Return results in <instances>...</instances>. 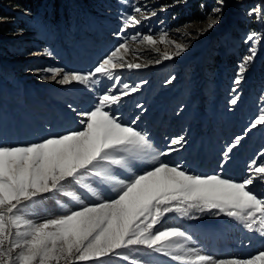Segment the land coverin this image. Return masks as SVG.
I'll return each instance as SVG.
<instances>
[{"label":"snow or ice","instance_id":"obj_1","mask_svg":"<svg viewBox=\"0 0 264 264\" xmlns=\"http://www.w3.org/2000/svg\"><path fill=\"white\" fill-rule=\"evenodd\" d=\"M216 4L200 35L222 19L224 0H216ZM128 8L130 11L120 16L119 30L113 33L124 42L87 71L37 70L38 75L44 73L42 80H47L50 73L51 80L60 85L76 83L97 92L90 109L77 113L80 128L50 131L46 137L27 144L0 143V264H99L109 256H122L127 261L124 250L140 248L147 250L146 255L163 253L179 264H264V251L247 259H214L209 254H197L194 248L185 247L192 237L187 229L182 230V224H165L166 214L189 219L199 214L224 215L264 235V198H258L250 188L257 179L264 182V162L252 159L250 174L241 181L223 175L228 163L224 157L230 156L257 126H264V107L241 135L225 145L220 172L196 173L185 162L162 159L182 148L186 137L173 136L158 151L150 133L138 127L140 116L126 119L118 107L122 98L147 83L140 80L131 86L123 82L122 76L114 75L120 69L147 66L125 59L130 51L126 33L157 14L153 11L142 15L147 5L139 3H128ZM159 10L165 11L166 7ZM248 16H256V22L264 24V0L250 9ZM166 35L160 37V43H168ZM138 38L139 32L131 36L132 40ZM142 41L152 46L158 43L152 34L143 35ZM258 41H264V32L252 30L245 35L243 43L250 47L237 65L235 84L240 83L247 65L254 60ZM171 43L175 51H165L156 64L179 57L189 46ZM104 78L113 82L99 91L97 86ZM230 103L235 105L237 100ZM136 107L143 111L142 105ZM69 108L77 111L72 105ZM258 156H264V149ZM61 193L74 202L71 207L65 206L64 214L43 218L42 222L26 218L27 209ZM144 264L149 262L145 260Z\"/></svg>","mask_w":264,"mask_h":264},{"label":"built area","instance_id":"obj_2","mask_svg":"<svg viewBox=\"0 0 264 264\" xmlns=\"http://www.w3.org/2000/svg\"><path fill=\"white\" fill-rule=\"evenodd\" d=\"M73 1L81 5L80 10H68L62 2L56 7L55 0H22L21 5L0 0L4 13L0 16V143L36 142L40 137L34 138L33 132L52 131V125L77 127L72 115L84 108L89 110L93 104L97 92H92L94 98H90L85 95L89 93L85 86H43L44 73H30L46 68L87 71L124 42L113 35L120 25L111 16L99 14L98 0H92L90 5L85 0ZM261 3L262 0H224L220 22L199 38H192V48L184 55L160 64V90H166L168 97L143 92L145 85L129 98H122L118 107L124 117L139 115L138 127L157 133L163 149L173 136H185V145L190 148L186 152L197 157L204 156L206 145L224 149L236 135H241L247 122L264 107V41L257 42L254 60L247 65L240 83H234L237 65L250 47L243 43L245 35L252 30L264 32V24L257 23L256 16H248L249 10ZM162 6L165 11L137 25L135 31L140 35L149 33V29L154 30L152 34L165 32L169 42L176 37L179 41L184 27L208 23V13L217 4L216 0H177L169 4L162 0ZM38 20L49 28L48 42L44 35L37 38L42 30ZM136 32L126 34L127 43ZM127 74L128 69L114 73L133 86ZM112 82L104 78L98 90ZM232 99L237 100L235 105L230 103ZM151 100L154 102L148 104ZM138 104L143 111L136 107ZM255 140L257 144L264 143V126H257L245 136L233 156Z\"/></svg>","mask_w":264,"mask_h":264},{"label":"rangeland","instance_id":"obj_3","mask_svg":"<svg viewBox=\"0 0 264 264\" xmlns=\"http://www.w3.org/2000/svg\"><path fill=\"white\" fill-rule=\"evenodd\" d=\"M91 1L92 0H85V2H87L88 5L91 4ZM163 1H164V3L169 4L171 2H176L177 0H163ZM60 2L64 3L65 6L68 8V10L77 11V10L81 9V8H79L81 5L74 3L73 0H55L56 7L58 6V4ZM160 2H162V0H128V3H139L142 7L147 5V10H145L142 13V15H144V16L150 15V13L153 12L154 10L157 13L160 12V10H159L160 9ZM42 3H44V1ZM81 3L83 6L84 1H81ZM128 3H124V2H122V0H98V2L96 3V4H98L96 8L98 9L99 14H101L103 16H111V18L113 19L112 21H115V23H118L120 25L121 14L126 10L130 11V9L128 8ZM50 4H51V2H50ZM153 5H156V7H153ZM40 8H41V10H43L42 7H40ZM137 15H138V18H141V14H137ZM2 22H6V20H4ZM196 24H205V23H196ZM38 25L40 28H42V30H41V32L38 33L37 38L41 39L42 35H44L45 38L47 39V42H48L49 41L48 35L50 34V32L48 31L49 28L41 25V20H38ZM132 30L134 32H136L135 31L136 29H129L127 33H129ZM157 30H160V29H157ZM152 33H154V30L151 31V33H146V34H152ZM134 34L135 33H133L132 35H134ZM143 35H145V34L140 35L141 38H138L137 40H133V41L129 40V41H131V44L138 46L141 42H143L142 41ZM152 35H153L154 39H156L158 41L156 46H153V48L156 51L158 49L157 52L160 56H162V54L165 50H167L168 52L175 51L174 44L171 43L172 39L170 38L171 40L169 42V39H168L169 36L168 35H166V39H167L168 43H160L159 42L160 37L162 35H165V32L152 34ZM79 39H80V37L78 38V40ZM173 41L178 43L177 37H176V40H173ZM160 47H163V49H160ZM164 48H166V49H164ZM127 58L133 63H141V64L146 63L147 60L149 59V57L145 56L144 54L136 53V52H133L131 50L127 53ZM179 60H181V59H179ZM49 79L50 78H48L47 80H49ZM147 99H148V97H147ZM152 102H154V100H151L148 104H151ZM148 104H146V105H148ZM239 148H240V146H237L233 150L231 155L238 153ZM261 149H264V143L263 144H257L256 140H255V141H252L251 144H249V146H244L241 149V152H243V154L235 155L233 157L228 156L229 158H227L226 160L231 163V167H232L231 171L234 172L236 166H238V168H239V166L242 164H244V165L241 168H243V170L246 169L252 159H257L259 163L264 162V156H258V153L261 151ZM157 150L162 151V148L160 150V148L158 147ZM179 150H180V148H179ZM183 155L184 156H182L180 159H182L183 162H185L186 165L192 169V164L189 163L191 160V153H187L186 150H184ZM167 158H172V157H170L168 155L166 157H163L162 159L167 161ZM173 159H176V158H173ZM237 159H240L242 161V163L238 165L236 162ZM187 161H189V162H187ZM194 161L199 162V158L197 157V159ZM243 170H240V172L238 173L239 174L238 177H231V178H234L236 181H241V180H243L244 177L248 178V174ZM194 172H196V171H194ZM196 173H199V172H196ZM203 173L204 174H213V173H217V172H213V171H210L209 169H207L206 172H202L201 174H203ZM224 176L228 177L227 175H224ZM260 187H261L260 183L257 184L254 182L252 185H250V188L254 191V193H256L258 195V198H264L261 196L262 194L261 195L258 194L259 192H263V190H264L262 187L261 188ZM68 190L71 191L72 189H68ZM263 194H264V192H263ZM77 195H79V193H77ZM72 203H74V202L72 201L71 197H65L64 194L61 193V194L55 196L54 198L43 199L41 202H39V203L33 205L31 208L27 209L26 210V218H32V219L36 220L37 222H42L43 218H54L57 215L64 214L66 211L65 206L71 207ZM166 216H167L166 221H165L166 225L182 224L183 225L182 230L190 228L189 232H191L192 230H196L195 227L199 226L198 222H204L207 220L210 221L211 219H216V217H217L215 215L199 214L196 216V218L189 219V218L181 217V216H179V214H176V213L166 214ZM234 219L235 218H230V217L224 216V220H227L228 222L226 221L227 226H225V221L222 222V225H223V228H224V226L226 227L227 231H229V234H230V231L242 229V226H244L242 221H235L236 225L235 226L231 225L230 223L232 221H234ZM228 223H229V225H228ZM238 223H239V225H238ZM189 232H188V234L190 235ZM236 238H237L238 244L239 243L242 244L243 248L250 249L251 252H253V255L258 254L259 251H264V248H261L264 246H257L254 244L253 241H249V243H246L245 238H242L241 236H238ZM243 242H245L246 245H244ZM198 246H199L198 242L195 243L193 241H189L185 245L186 248H194L198 254H200V253L201 254H207V252H205L203 249H200ZM146 251L147 250H145L143 248L124 250L123 255H126L128 257L127 261H124L122 256H116V257L109 256L107 258L101 259L99 264H131L132 260H136L137 264H144L145 260H147L149 262V264H179V262L173 261L171 259V257H169L163 253H149L146 255Z\"/></svg>","mask_w":264,"mask_h":264},{"label":"bare ground","instance_id":"obj_4","mask_svg":"<svg viewBox=\"0 0 264 264\" xmlns=\"http://www.w3.org/2000/svg\"><path fill=\"white\" fill-rule=\"evenodd\" d=\"M206 28H207V23L188 25V26L183 28L184 31H181V34H180L181 36L179 38V41L183 44H188L189 46L187 47V49H190V48H192L191 43H190L191 39L192 38H199L201 36L199 34V30L206 29ZM188 33H192V36H189ZM207 34H209V33H207ZM207 34H205V35H207ZM179 41H178V43H179ZM128 47L133 52L141 53V54H144L145 56L149 57L147 62L143 63V65H147L146 67H142L141 69H132V70L128 69L127 76L129 79L133 80L132 81L133 86H135L136 83H139L140 80H147L149 82H147L143 85V86L146 85V87L142 86L143 92L148 93V94H158V96H160V97H161V95L168 97L169 94L167 93L166 90H160V88H161V86H160V64H162V62L159 64L155 63L156 60L161 59V56L158 54V52L153 48L152 45H148L144 42H141L138 46L133 45L131 43H128ZM182 55H184V53H182L181 56ZM125 59L127 60V54L125 55ZM174 59L175 58L171 59L170 61H173ZM149 61H152L153 63H149ZM163 61H167V60H163ZM30 73L36 74L37 72L32 71ZM138 78H141V79L138 80ZM56 84H59V83L52 81L51 77H50L49 80H45L43 86H51V85H56ZM134 94H136V93H134ZM134 94H131V96ZM85 95H87L90 98H94L92 92H89L88 94H85ZM127 98H129V96H127ZM82 111L83 110H80L79 112H82ZM84 111H85V108H84ZM72 117H75V121H76L75 126H77V124H78L77 128H79L80 127V124H79L80 117L78 116V114H74V115H72ZM53 127H54V125H52L51 128H53ZM56 130L57 129H53L52 131L50 129L46 130V131L40 130L37 132H33L32 135L34 138H38V137L41 138V137L47 136L50 131L54 132ZM61 130L62 129L60 128V131ZM150 135H151L152 139H154V140L159 138L157 133H155V135L153 133H150ZM154 142H156V141H154ZM158 143H160V142H158ZM185 149L189 150L190 148H189V146L184 145L182 148H180V150L172 152L169 155L172 158H167V161L170 163L181 162V161L183 162V160L180 158L182 156H184L183 154H184ZM222 151H223V148L214 150V152L212 153V155L210 157L209 156L198 157L199 162L194 161L197 159V156H196V154L191 153V154H193V155H191V160H190V162L189 161H187V162L192 164V170L193 171H196L199 173L206 172L207 169H209L210 171L220 172V162H221V158H222V156H221ZM173 158H176V159H173ZM224 159H227V158L224 157ZM236 162L238 165L242 163V161L240 159H237ZM243 165L244 164L239 166L240 169L238 168V166H236L234 172H232L231 171V168H232L231 163L228 162L225 165V167L223 168V175H231L233 177H238L239 176L238 173L240 172V170H243V168H241V167H243ZM243 171H245L249 176L250 173L248 171V167L246 169H244ZM243 179H245V177ZM254 182L257 184L260 183V186L264 189V182L260 181V179L259 180L257 179ZM263 192H264V190H263ZM263 192H259L258 194L259 195L262 194L261 196L264 197ZM224 221H225V226H227V224H226L227 220H224V216L221 215V216H217L216 219H211L210 221L207 220L204 222H198L199 226L195 227L196 230H192L191 232H189L190 228L187 229L188 232L190 233L191 237H192L191 241H193L195 243L198 242V244H199L198 247L200 249H203L205 252H207V254L212 255L214 259H228V258L247 259V258H250V256L253 255V252H251L250 249L243 248L242 244H240V243H239L240 245L237 244L238 241H237L236 237L241 236L242 238H251V237L257 238L256 243H260L259 240H261L264 237H259V235H261L260 233H258L256 231H249L244 226H242V229L230 231V234H229V231H227L225 226L223 228L222 222H224ZM235 221H237V220L234 219V221H232L230 224L235 226L236 225ZM228 225H229V223H228ZM238 225H239V223H238ZM254 234H257V235L254 236ZM248 240L249 239L245 240V242L248 243L249 242ZM245 242H243L244 245H246ZM257 246H260V245H257ZM261 246H263V245H261ZM203 247H205V248H203ZM261 248H264V247H261Z\"/></svg>","mask_w":264,"mask_h":264},{"label":"trees","instance_id":"obj_5","mask_svg":"<svg viewBox=\"0 0 264 264\" xmlns=\"http://www.w3.org/2000/svg\"><path fill=\"white\" fill-rule=\"evenodd\" d=\"M5 2H10L13 4H17V5H21L22 4V0H4ZM198 5V4H197ZM4 13L0 10V16H3Z\"/></svg>","mask_w":264,"mask_h":264}]
</instances>
